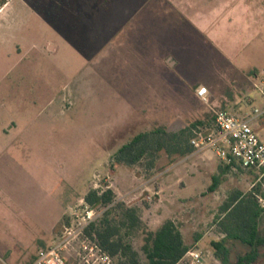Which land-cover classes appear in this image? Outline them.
<instances>
[{"label":"rangeland","instance_id":"rangeland-1","mask_svg":"<svg viewBox=\"0 0 264 264\" xmlns=\"http://www.w3.org/2000/svg\"><path fill=\"white\" fill-rule=\"evenodd\" d=\"M188 1L200 0H0V237L13 234L14 239L9 235L8 242H0V264H32L38 251L55 245L66 227L77 231L87 211L103 213L104 207L89 208L84 201L92 188H111L117 201L140 209L144 228L132 237V243L143 263L145 233L156 231L165 216L173 215L189 247L178 264H222L212 245L224 237L214 225L215 218L232 192L248 193L258 187L262 172L234 166L222 176L216 192L208 189L209 175L204 191L187 199L171 193L176 200L169 203L171 211L165 207L158 211L152 208L158 197L157 181L184 157L162 151L154 167L149 168L147 158L124 170L109 161L136 135L158 126L168 129L172 118L188 116L196 105L178 93L171 97L167 78L156 83L149 77L162 72L159 62L174 23L186 31L196 30L192 13L176 20L171 10L188 9ZM217 1L205 0L211 6ZM260 19L254 31L242 30L240 43L234 41L240 32L233 28L226 30L227 40L219 37V45L215 43L222 51L247 49L240 64L224 58L218 65L225 81L213 83L219 90L210 92L213 110L209 100L204 102L210 111L207 126L213 124L215 111L244 117L255 104L261 106L259 97L255 98L261 95L255 83L264 89V81L252 82L242 75L243 67L252 62L249 54L264 49L258 41L264 37V13ZM258 31L260 36L251 42L249 35ZM259 62L264 66V58ZM236 68L241 72L234 73ZM135 76L141 79L138 93L142 97L136 102L129 98L127 104L118 95L126 88L122 79ZM180 125L175 122V127ZM260 126L264 127L261 121ZM261 188L264 191V182ZM260 202L264 206L263 198ZM73 204L53 239L43 244L28 240L29 231L36 230L34 223L52 220L60 205ZM20 220L26 223L18 224ZM259 224L264 235V212ZM92 244L81 234L63 255L69 264H89L84 245ZM226 247L229 264L250 251L239 241L229 240ZM191 253H199L201 262ZM259 253L254 264H264V246ZM90 262L100 264L96 259ZM113 262L118 264L116 258Z\"/></svg>","mask_w":264,"mask_h":264},{"label":"crops","instance_id":"crops-1","mask_svg":"<svg viewBox=\"0 0 264 264\" xmlns=\"http://www.w3.org/2000/svg\"><path fill=\"white\" fill-rule=\"evenodd\" d=\"M188 7L189 8L187 9L185 6V10H183V7V11L181 12L178 10V8H173L174 10H171L174 14V19L176 20L177 16L179 17L186 13H192L191 16L196 19L195 22L193 21L195 26H197L196 30L186 31L185 29H182L180 26H178L179 24L176 25V23H174L172 31L167 35V42L165 43L164 50H162L163 54L159 62L162 74L158 70L154 76H149L151 80L156 83L159 82V80L162 82L167 78L166 82L171 84H167V93L171 95V97L175 98V95L178 93L185 99L195 101L196 105L194 108L190 109L188 116L183 114V117L181 116L182 118L179 116L172 118V123L170 124L172 126L168 127L169 130L170 128L174 130L172 132L181 131L194 122L207 121L210 111L207 107V104L204 103V101L198 95V89L200 87L207 88L209 97L208 100L211 103L208 104V106L211 110H213V95L211 96L210 92L213 93L215 90V93H219L216 84L213 83H221L225 81L220 77L218 65L221 62H224V58L225 60L233 59V63L236 65L240 64V61L238 60H242L241 55H243L247 49L246 46L238 47V49L231 48L230 51L227 50L228 54L230 55L228 56V54H226L227 51H222L221 48L215 46V43L217 42V45H219V37L222 38L221 41L227 40L225 38L227 29L231 30L233 28L236 30V32H240L241 35L239 34L237 39L234 40H237L238 43H240L242 40V30L248 29V32L254 31L255 29L253 28H255V26L260 23V16H262L264 13V0H218L214 6H211V4L207 5L205 0H200L197 4L191 1ZM249 36L250 41L255 43L254 41H256V37L260 36L259 31L257 33L253 32ZM258 41L263 47L264 37L260 36ZM249 49H251L252 52L254 48L250 47ZM223 52H225V54H223ZM249 56L252 62L249 66L243 67L242 75L249 81L263 82L264 80H262V74L264 73V66L260 67L259 61L263 60L264 58V49L259 51L257 48V51L254 50L252 54H249ZM170 60H172V62H170ZM257 60L259 61L257 62ZM240 68H242V65H240ZM240 72L241 71L238 70V68L234 70V73ZM103 76L106 77L109 83H111L109 79L110 76L108 77L106 74ZM135 78L136 79H134V77H127L125 80L122 79V82H124V85L122 86H125L126 88H124V92L120 90V94L118 95L124 98L127 104L129 103L127 101L129 98H132V102H136V99L142 97V95L138 93L140 90L138 87V82H140L141 79L136 76ZM228 82H230V80H228ZM109 83L108 85L110 86V90L115 92L114 85L111 87ZM255 85L257 88H259L258 91L261 94H255V98L258 99L259 97L261 106L257 107L255 104L252 106L251 111H249L247 115H244V117H249L251 119L253 127L264 142V127L260 126V121L264 124V95L261 91L263 88L259 87V85L256 83ZM155 87L158 88V84L155 85ZM156 90L158 91V89ZM224 95L225 94L222 96ZM132 106L134 110L137 108L136 103H133ZM255 109H258L262 114H256L254 112ZM177 121H180L181 125L175 127V122ZM200 128L207 129L209 127H207V124H204L199 125L198 129ZM112 160L113 157L109 159V161ZM220 161L221 162H219L217 159V155L211 151L197 152L194 150L191 154L185 156L180 162L174 163L171 166V169L160 178V181H157L155 193L158 197L152 208H158L157 210L160 211L161 207H165V211H171V205H169V203L175 200L173 199L171 193H174V196L176 194L177 196H183L184 199H187L192 194H197L204 191L202 188H205V179L210 175L212 180L214 176L219 175L223 169H226L225 167L227 164L221 159ZM109 164L110 162L108 163V166ZM114 168L124 170L125 168L132 167L117 165ZM230 168H234V166H230ZM109 170L112 171L111 169ZM113 172H115V170H113ZM226 173H223L222 176ZM211 185L212 182L209 183L208 186L210 187ZM217 190L213 192H216ZM88 191H86V193ZM168 194H170V198ZM75 204L70 205L67 208H64L62 205H60L57 208L58 214H56L54 219L48 220L47 222L40 221L34 223L33 225L36 226V230L29 231L28 235L30 238L28 240L31 242L34 240L33 242L37 241L43 244L53 239L58 229L60 227H64V218L68 216L69 210H71ZM172 218L173 215H168L165 216L164 220ZM164 220H162V222ZM25 223L26 221L21 222L20 220L18 224L22 225ZM9 235L10 234L7 235V238L0 237V242L2 243L4 240L8 242L9 238H11L10 236H12L10 240L13 241V234L10 236Z\"/></svg>","mask_w":264,"mask_h":264},{"label":"trees","instance_id":"trees-1","mask_svg":"<svg viewBox=\"0 0 264 264\" xmlns=\"http://www.w3.org/2000/svg\"><path fill=\"white\" fill-rule=\"evenodd\" d=\"M215 117L213 116V124ZM204 124L209 125L207 121H199L178 132L158 126L151 131L140 133L115 153L112 165L135 167L148 158L151 168L162 151H166L169 156L185 157L195 150L191 139L198 126ZM213 124L207 127L211 128ZM225 168L213 177L210 192L218 189L222 182L221 176L230 169V165ZM263 182L264 179L258 187L248 193L239 190L232 192L220 207L214 225L224 237L212 242V245L222 264H229V250L226 247L229 240L239 241L250 248L248 253L237 259L236 264H254L258 260L259 249L264 246V235L261 234L259 224L264 212V206L260 202L261 198L264 199V191L261 188ZM116 198L111 188H92L86 193L84 201L87 205L91 208L104 207L106 210L84 229L85 238L112 258H116L118 264H178L185 257L189 247L185 243L180 226L173 219H167L156 231L145 233L143 251L146 262L143 263L132 243V237L144 228L140 209L117 201Z\"/></svg>","mask_w":264,"mask_h":264},{"label":"built area","instance_id":"built-area-1","mask_svg":"<svg viewBox=\"0 0 264 264\" xmlns=\"http://www.w3.org/2000/svg\"><path fill=\"white\" fill-rule=\"evenodd\" d=\"M264 80V73L262 74ZM264 95V89H261ZM198 95L204 102H208V90L206 87L198 89ZM256 114H262L258 109ZM215 124L211 128L197 129L191 139V144L197 152L211 151L227 165L240 167L245 170H255L264 175V142L252 125L249 117H240L228 110L215 111ZM89 206V205H87ZM89 208H91L89 206ZM102 213L96 214L93 209L86 213L83 223H79L77 231L66 227L64 234L55 245L42 248L38 251L33 264H69L63 255L71 240L84 234V229L96 221ZM88 251L87 258L96 259L100 264H114L113 258L103 252L97 245H84ZM193 259L200 263L201 255L191 253ZM86 258V257H85ZM84 258V260H85ZM89 260H86L89 264Z\"/></svg>","mask_w":264,"mask_h":264}]
</instances>
